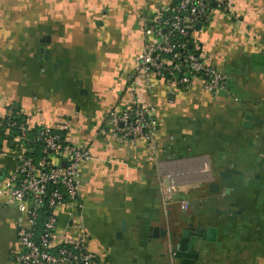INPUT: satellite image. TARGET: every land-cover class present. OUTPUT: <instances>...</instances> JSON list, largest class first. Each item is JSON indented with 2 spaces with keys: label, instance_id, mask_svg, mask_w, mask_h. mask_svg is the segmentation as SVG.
I'll use <instances>...</instances> for the list:
<instances>
[{
  "label": "crops",
  "instance_id": "crops-1",
  "mask_svg": "<svg viewBox=\"0 0 264 264\" xmlns=\"http://www.w3.org/2000/svg\"><path fill=\"white\" fill-rule=\"evenodd\" d=\"M175 1L0 0V116L10 108L33 128L58 124L67 141L89 150L76 216L69 221L64 206L55 213L58 240L82 236L97 264H183L171 250L177 240L152 237L153 227L176 239L199 228L189 236L192 264H264V0H233L193 33L224 73L223 91L194 82L146 92L141 83L140 96L155 107L151 146L116 141L107 130V112L130 99L127 76L146 19ZM246 111L261 122L244 127ZM15 133L0 139V264H21L16 231L25 220L3 190ZM225 167L244 178L219 177ZM163 174L177 177L186 210L163 203Z\"/></svg>",
  "mask_w": 264,
  "mask_h": 264
},
{
  "label": "built area",
  "instance_id": "built-area-1",
  "mask_svg": "<svg viewBox=\"0 0 264 264\" xmlns=\"http://www.w3.org/2000/svg\"><path fill=\"white\" fill-rule=\"evenodd\" d=\"M232 4L233 0H176L168 12L146 19L145 43L127 76L130 99L106 114L107 130L114 140L142 142L147 147L154 141L155 107L140 96L141 83L146 92L156 84L172 92L194 82L210 93L225 89L224 73L204 58L197 44L192 47L191 39L197 23L209 21L212 11H230ZM10 130L16 132L12 136L15 162L3 179V190L6 202L16 203L25 220H18L20 250L15 260L21 264H97L96 254L84 248L82 236L58 240L55 213L64 206L69 221L76 216L81 165L89 159V150L67 141L60 125L33 128L7 108L0 116V139ZM158 177L163 203L176 201L185 210L189 202L180 197L177 177Z\"/></svg>",
  "mask_w": 264,
  "mask_h": 264
},
{
  "label": "water",
  "instance_id": "water-1",
  "mask_svg": "<svg viewBox=\"0 0 264 264\" xmlns=\"http://www.w3.org/2000/svg\"><path fill=\"white\" fill-rule=\"evenodd\" d=\"M184 14H187V12H184ZM197 29L201 27L199 23L195 25ZM46 52V50H45ZM255 122L260 123L261 120H258L253 114H251L250 111H246L243 116V122L242 125L244 127H251L255 124ZM231 174L237 175L238 178L243 179V173L239 170H236L234 168L225 167L223 170L218 172V176L222 178L230 177ZM208 189L210 192L218 191L219 189V183L218 182H211L208 186ZM230 188L226 189L225 191L228 192ZM223 213L225 210L222 211ZM199 228H195L193 232L189 229H183L181 230L180 236L176 239V235L172 232H167L166 230L160 228V227H153L151 229V236L152 237H158V236H165L167 234L168 237H170L173 241L177 242L171 247V250L175 257L181 258V261L183 264H192V260L196 258V253L193 252V245L194 242L189 241V236L198 234ZM200 231V230H199Z\"/></svg>",
  "mask_w": 264,
  "mask_h": 264
},
{
  "label": "trees",
  "instance_id": "trees-1",
  "mask_svg": "<svg viewBox=\"0 0 264 264\" xmlns=\"http://www.w3.org/2000/svg\"><path fill=\"white\" fill-rule=\"evenodd\" d=\"M191 44H192V47H193L194 46V43L192 42V39H191ZM60 131H61V134H63V131L62 130H60Z\"/></svg>",
  "mask_w": 264,
  "mask_h": 264
},
{
  "label": "flooded vegetation",
  "instance_id": "flooded-vegetation-1",
  "mask_svg": "<svg viewBox=\"0 0 264 264\" xmlns=\"http://www.w3.org/2000/svg\"><path fill=\"white\" fill-rule=\"evenodd\" d=\"M188 205H189V204H188ZM186 209H187V208H186ZM186 209H185V210H186Z\"/></svg>",
  "mask_w": 264,
  "mask_h": 264
}]
</instances>
